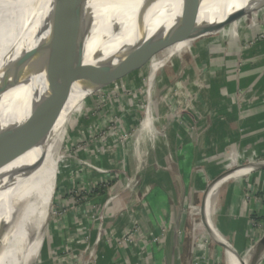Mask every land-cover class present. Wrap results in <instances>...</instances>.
I'll return each mask as SVG.
<instances>
[{"label": "rangeland", "instance_id": "1", "mask_svg": "<svg viewBox=\"0 0 264 264\" xmlns=\"http://www.w3.org/2000/svg\"><path fill=\"white\" fill-rule=\"evenodd\" d=\"M197 1L93 0L95 5L91 6V10L93 7L95 19L89 37L90 50L99 51L106 44L102 49L104 56L108 51H112L114 56L128 39L131 40L128 45L136 49L160 31H174L182 21L166 14V11L175 12L177 7L186 10ZM169 3L173 5L168 7ZM152 7L165 12L147 23L145 31L136 36L137 32L134 33L132 27L148 10L151 12ZM258 13H249L247 18L243 15L238 23L236 31L241 34H246L254 25L262 31L248 40L245 43L247 46L264 38V15L262 17ZM207 14H201L196 21H212V15L210 18ZM152 16L150 14L149 22ZM226 28L220 33L222 36ZM204 39L201 37L194 41L191 48H197L202 41H209V38ZM107 46L110 49L105 51ZM170 46L161 48L143 65L105 86L92 85L80 90L68 131L55 155L56 161L49 168L43 193L34 198L31 207L37 211L36 216L43 215L41 220L48 221L43 249L34 264H108V252L111 264H163L170 251L174 253L171 262L184 264L187 247L194 255L192 264L202 261L203 253L200 251L206 242L203 241L202 246H198L200 250L197 249L195 236L198 231L193 228L192 222H197L194 215L199 217V225L203 229L199 240H210L212 209L205 202L203 210L201 207L190 210L191 203L185 202L181 193L176 192L177 182L172 184L165 175H170L169 171L171 167L175 168L176 163L175 153L169 144L171 134L181 136L182 117L197 107L196 97L202 85L193 84L186 71L183 58L190 56L189 51L169 60L150 83V65L164 58L163 50ZM148 107L150 136H144L139 129ZM189 131H192L191 128ZM57 171L50 208L46 202L50 200L52 180ZM163 194L169 196L172 204L165 205ZM117 196L119 199L115 198ZM193 201L196 202V199ZM173 206H181L184 217L186 214L189 217V227L184 229L188 242L183 238L181 228L173 231L171 220L169 223L158 212L159 207ZM50 209L51 215L43 212ZM34 221L35 218L33 224ZM36 226L34 224L33 230H29L30 238L28 235L25 238L23 250L26 249V252H20L13 264H26L27 256L36 258ZM19 230H22L21 226ZM93 233L98 235L95 242L92 240ZM261 233L259 238L264 231ZM171 234L174 241L170 246ZM257 241L239 254L245 253ZM221 255L220 260L210 255L208 262L204 252V264H223V248Z\"/></svg>", "mask_w": 264, "mask_h": 264}, {"label": "crops", "instance_id": "2", "mask_svg": "<svg viewBox=\"0 0 264 264\" xmlns=\"http://www.w3.org/2000/svg\"><path fill=\"white\" fill-rule=\"evenodd\" d=\"M263 2L264 0H256L245 11L244 17L255 11H259L258 14L263 17ZM240 18L222 27H227L223 36L211 34L202 37L209 38V41H202L197 48H191L190 56L183 58L190 81L202 85V90L198 91L196 97L197 107L182 117L184 127L182 125L179 129L182 137L171 134L169 144L173 154L175 153L176 163L175 168L171 167L170 175L165 173L167 181L170 179L172 184L177 182L176 192L181 193L185 202L191 203V210L201 206L207 188L209 195L206 203L208 207L213 204L211 185L223 173L243 166H253L248 174L221 185L214 197L212 223L220 236L238 253H242L247 246L260 239L258 235L264 231V38L256 40L252 46H247L245 43L262 31L254 25L246 34L237 32ZM224 41L227 44H223ZM190 128L192 131H189ZM57 173L58 171L56 177ZM169 182V188L172 189ZM163 196L166 206L169 202L172 204L173 201L168 195ZM115 198L119 199L118 196ZM193 199H196V202ZM49 201L46 202L47 205L50 204ZM194 203H197V206H193ZM180 207H159L158 212L168 219L169 223L171 220L173 231L181 228L183 238L188 242L184 229L189 227V217L187 214L184 217ZM194 216L197 219V222H192L193 228L198 231L195 236L197 249L200 250L201 243L206 242L202 252L200 251L203 253L200 264H204V252L208 262L210 255H213L215 260H220L223 247L210 240L209 243L199 240L203 229L199 225V217ZM44 224L34 229L35 239L38 241L34 260L40 257L43 249L48 221ZM172 234L169 238L170 246L174 241ZM28 236L30 238V234ZM92 236L95 242L97 233ZM30 248L29 243L28 249ZM170 252L166 256V263L164 261L163 264H174L171 262L174 253ZM27 257L32 260L34 258ZM106 257L108 264H111L109 252ZM193 257L187 247L184 264H192ZM258 264H264V255Z\"/></svg>", "mask_w": 264, "mask_h": 264}, {"label": "bare ground", "instance_id": "3", "mask_svg": "<svg viewBox=\"0 0 264 264\" xmlns=\"http://www.w3.org/2000/svg\"><path fill=\"white\" fill-rule=\"evenodd\" d=\"M255 1L198 0L193 6L186 9L187 13L198 9L197 17L209 13L213 20H203L201 23L196 19L179 22L175 28L179 33L178 40L163 50L164 58L150 65V83L156 72L163 68L169 60L189 51L193 42L199 38L220 34L224 28L216 32L211 29L223 22L227 15L240 9L246 11ZM53 2L54 0H0V127L16 125L26 118L29 112V100H33L36 95L42 92L40 83L35 81L41 72L37 68L43 66L49 56L57 32ZM93 4V0H88V11H90L92 22L95 19L94 8L92 7L91 10ZM171 5L173 3H169L168 7ZM203 26L209 28L203 34L182 35L183 31L190 27L202 28ZM135 27L134 25L132 29L134 30ZM134 33H136L135 30ZM42 45H45L44 48ZM105 46L106 44L99 48V51H102ZM41 49H43L42 52ZM90 49L88 38L84 61L97 63L98 61L94 57L98 51ZM109 49L110 47L107 46L105 51ZM108 52L105 54L106 56H113L112 51ZM88 86L90 88L92 84L87 85L83 81L75 83L71 88L68 101L56 118L52 120L46 134L27 151L0 167V245H3L2 248L0 247V264H13L20 252L23 254L26 252V249L23 250L25 238L32 228L34 218L36 221L34 224L37 226H43L45 222L40 218L43 215L36 216L37 211L31 209L34 204L33 200L37 195L41 196L43 193L49 168L56 161L55 155L59 152L68 131L76 97L81 89ZM149 109L148 107L139 129L140 134L144 136H150ZM252 168L251 165L228 170L221 177L215 179V183H211L213 204L210 205L212 209L210 242L224 245L223 264H250L254 247H250L243 254L237 252L236 255L232 247L220 236L212 223L215 207L214 197L221 185L230 180L241 178L248 174ZM55 181L56 173L52 180L50 208L53 202ZM208 189L206 198L209 195ZM48 212L51 215V209L45 214L47 215ZM20 226L22 230L18 231ZM263 255L264 251L260 258ZM33 262L36 260L27 257L26 264Z\"/></svg>", "mask_w": 264, "mask_h": 264}, {"label": "water", "instance_id": "4", "mask_svg": "<svg viewBox=\"0 0 264 264\" xmlns=\"http://www.w3.org/2000/svg\"><path fill=\"white\" fill-rule=\"evenodd\" d=\"M53 9L57 32L49 56L43 66L37 68L41 72L35 81L40 83L42 92L33 100H29V112L26 118L16 125L0 127V167L27 151L46 134L50 123L68 101L71 88L75 83L83 81L87 85L105 86L140 67L155 52L178 40L179 33L175 29L174 31L168 30L166 33L162 31L156 33L152 39L142 43L136 49H132V45L131 48L128 47L131 41L128 39L121 48H118L114 56H104V52L98 51L94 59L99 61L89 63L84 61L86 43L93 23L90 11H88V0H54ZM158 10V7H152L151 12L148 10L143 15L136 24V36L145 31L147 23L161 17L165 12ZM165 13L184 21H190L197 18L198 9L187 13L177 7L175 12L166 11ZM150 14L153 16L149 22ZM243 15H245V9L237 10L227 15L224 21L215 25L211 31L216 32ZM191 27L183 31L182 35L203 34L209 29L208 26ZM135 38H132L133 43ZM44 46L42 45L43 48ZM206 195L207 190L202 198L200 206L202 210ZM219 244L224 247L221 243ZM253 247L254 252L250 264H258L261 259L260 255L264 251V234ZM232 249L237 255L236 250L233 247Z\"/></svg>", "mask_w": 264, "mask_h": 264}]
</instances>
